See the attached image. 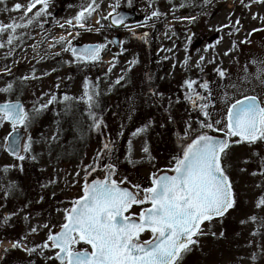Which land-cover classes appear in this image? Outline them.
I'll return each mask as SVG.
<instances>
[{
  "label": "rangeland",
  "instance_id": "1",
  "mask_svg": "<svg viewBox=\"0 0 264 264\" xmlns=\"http://www.w3.org/2000/svg\"><path fill=\"white\" fill-rule=\"evenodd\" d=\"M29 2L30 0H5V4L0 5V22L7 24L13 18L19 22L22 13L5 11V7L10 9L16 3L27 5ZM88 2L89 0H49L50 15L46 18L47 23H44L43 28L39 23H34L27 29L18 30L27 32L28 36H24L16 43L11 55H8L7 45L0 48V88L6 87L9 82L13 83L11 94L0 93V102L18 98L26 109L31 110L33 105L39 107L49 99V95L46 94L54 93L58 98H62L66 93L79 98L83 94L85 78L95 82L99 77L102 115L107 125L102 133L89 131L90 122L84 115L86 109L82 102L74 103L71 112L67 114L64 111L65 104L56 103L42 112L30 129L35 141L33 152L37 155V161L34 162L30 158L23 162L17 161L7 152L0 150V230L11 235L10 238L1 239L4 243L0 244V264H9L8 261L15 263L22 257V259L29 257L20 250L4 252L6 248L11 249V241L27 234L31 227L47 223L50 228L55 226L53 231L59 230L63 222V212H57L56 209L70 207L69 202L82 195L84 173L81 172L79 178L75 173L80 170L78 166L82 163H92L93 157L101 149L102 141L106 137L110 136L117 141L114 158H118L119 164L115 178L117 180L126 178L129 186L136 184L141 187L151 186L152 174L171 166V161L180 146L177 134L183 135L185 121L195 122L202 118L185 100V80L210 81L213 95L217 100V107L212 110L214 119H222L228 104L244 95L264 98V74L258 76L259 69L264 67L261 63L264 62V20L259 18L264 17V5L252 3L251 8H245L241 0H211L210 3H205V0H131L129 5L127 0H119L120 8L136 9L142 22L153 10H159L167 15L159 20L148 21L147 27L138 26L141 24L136 23L131 25V34L122 39L127 49L124 53L125 57L119 56L116 68L109 77H105L108 62L118 51L111 52L113 45L109 47L110 52L103 53V63L89 68L69 66L65 63L70 59L69 53L55 56L54 53L61 51L59 46L49 49L53 37L66 35L69 26L65 24V29H62L59 24L75 17L81 6ZM115 2L116 0H98L101 4L100 12L107 14L111 10L108 6ZM182 3L186 6L180 7ZM244 3H250V0H244ZM39 7L37 5V9ZM37 9H33V12ZM254 15L258 18L253 19ZM193 16L196 18L195 21L181 19ZM98 18V15H93L88 22L89 25L93 28L98 27L95 24ZM236 20L240 21L239 25L235 24ZM102 23L107 25L108 21ZM158 25H161L160 30L153 34L154 27ZM224 25L228 27H223ZM136 28L141 29L142 34L149 33L148 43L133 36V30ZM218 28L221 30L217 31ZM253 29L260 31L253 33ZM116 31L120 30L109 31V28H105L100 33L80 30V36L74 44L98 41L102 43L105 37L110 39ZM217 32L218 37L209 41V38ZM246 38L247 43H240ZM3 39H7V34ZM218 39L221 40L219 44L216 43ZM147 44L149 47L153 46V49ZM209 44L214 47L205 52L204 49ZM167 49L172 51H166ZM225 52L229 54L225 55ZM134 56L138 58L139 63L126 74L131 80L132 91L129 92L128 84L112 87L115 79L121 74V68L125 67L127 61ZM186 56L189 57L187 66L183 63ZM200 56L206 58L201 65L203 71L196 67ZM5 65L11 69V74L5 72ZM217 68L228 72V78L221 81L216 73ZM33 71L37 79L30 78ZM45 73L50 74L44 75ZM153 74L156 79L151 81ZM25 76L29 79L24 80ZM148 80L153 82L154 86L143 88L142 83ZM57 84L59 88L56 87ZM195 87L203 91L198 85ZM152 92H156L157 95H152ZM169 100L172 102L171 106ZM132 113L137 114L132 116ZM169 115L172 117L171 121ZM150 122L151 125L146 133L138 137L131 136L137 128ZM122 125L123 129H121ZM121 130L124 133L122 138L125 140L123 147L118 144L120 137L117 134ZM9 131L11 128L7 124L0 128V145L3 144V138ZM161 132L169 139L167 144L170 147L166 152L168 156H164L165 151L159 148ZM54 136L55 140L52 139ZM129 139L132 140L134 164L126 160ZM145 144L150 148L152 162L147 160L142 151ZM255 153H259V156L254 155ZM260 156H264V143L233 144L230 151V178L234 182L238 207L230 210L223 224L213 221L211 229L217 234L224 231L226 238L222 240V237L217 235V240L222 246L213 247L211 235L200 237L199 245L185 257L183 264H264V229L260 230L259 235L253 236L251 233L256 231L257 225L250 222L243 225L240 223L251 215L264 217V210L255 208L257 198L264 194V188H258L256 185L264 182V177L251 175L258 169ZM244 160L250 162L242 163ZM21 164L23 171L19 167ZM12 165L16 167H9L7 172L4 171L5 166ZM241 168H246L247 171L242 172ZM100 176L102 173H94L89 177V181ZM49 181L57 182L49 183ZM6 189H10L7 196ZM41 197H43L42 201ZM25 205L27 206L25 211L12 217L8 224L4 223L5 216ZM133 211L138 212L139 209L134 208ZM27 215L31 216L28 221L24 219ZM236 233L242 237L235 239ZM47 234L48 229L41 227L38 234L28 236V246L43 242ZM149 238V233L141 237L144 240ZM240 242L241 245L238 244ZM52 254L47 253V255ZM252 254L256 255L255 260L251 259ZM205 256L208 257L204 259ZM241 257L244 259H240ZM36 258L39 264L43 263L38 257Z\"/></svg>",
  "mask_w": 264,
  "mask_h": 264
},
{
  "label": "snow or ice",
  "instance_id": "2",
  "mask_svg": "<svg viewBox=\"0 0 264 264\" xmlns=\"http://www.w3.org/2000/svg\"><path fill=\"white\" fill-rule=\"evenodd\" d=\"M127 2L129 5L131 4V0H127ZM210 2L211 0H205V3ZM252 3L264 5V0H250V3L247 4L241 0V4L245 8H251ZM2 4H5V0H0V5ZM37 5L40 6L38 9ZM185 6L183 3L180 5V7ZM48 7L49 0H30L27 5L16 3L10 9L5 7V11L21 12L22 16L19 22L15 18L7 24L0 22V48L7 45L9 47L8 55H11L16 43L21 41L24 36H28L27 32L18 30L27 29L34 23H39V26L43 28L44 23H47L46 18L50 15ZM108 7L111 10L107 14H102L100 12L101 4L98 3V0H89L86 5L81 6L75 17L59 24L62 29H65V24L69 26L66 29V35L53 37L49 49L59 46L61 51L54 53L55 56L69 53L70 59L65 63L78 68H89L103 63V53L109 49L110 45H118L120 51L113 55L104 73L105 77H109L119 63V56L124 55L127 51L124 41L110 40L105 37V41L102 43L82 46L74 44V41L80 36V30L100 33L105 28H119L120 26H124L129 31L132 30L126 23V17L117 11L120 8L119 0ZM33 9L37 10L33 12ZM30 13L32 15H29ZM93 15L99 16L95 21L98 27L95 28L88 23ZM166 15L159 10H153L143 24L138 26L147 27L148 21L159 20ZM42 18L45 19L42 20ZM257 18V16H253V19ZM259 18L264 20V17ZM181 19L195 21L196 18L193 16ZM102 21H109V23L105 25ZM235 24L239 25L240 21L236 20ZM223 27H228V25ZM220 30L217 29V31ZM252 31L255 33L260 29ZM5 34H7L6 40L3 39ZM132 34L144 43L149 42L148 32L141 35H137L135 32ZM188 39L191 43V37ZM220 42L219 39L216 41L217 44ZM247 42L246 38L240 43ZM213 47L214 45L209 44L204 51L207 52ZM33 48L35 49V45ZM166 51L171 52L172 49ZM228 54L225 52V55ZM205 59V56H200L196 64V67L201 71H203L201 65ZM208 62L213 63V61ZM138 63L139 60L135 56L127 61V65L121 68V74L115 79L112 87L122 86L123 82H126V74L131 72ZM183 63L187 66L189 57L186 56ZM261 63L264 64V62ZM5 72L11 74V69L7 65H5ZM216 73L221 81L229 76L228 72L220 68L216 69ZM49 74L45 73L44 75ZM262 74H264V67L258 71V76ZM30 78H38L35 71ZM23 79L27 80L29 77L25 76ZM100 83L101 78L99 77L95 82L86 77L83 94L79 98L66 93L62 98H58L54 93L46 94L49 95V99L39 107L33 105L31 110L26 109L18 98L15 101L9 99L0 102V128H3L5 124L11 128V131L3 138L0 150L7 152L17 161L23 162L29 158L34 162L37 161V155L33 152L35 141L30 129L42 112L49 106L61 102L65 104L66 114L71 112L74 103L82 102L86 109L84 115L90 122L89 131L102 133L107 125L102 115ZM196 85L203 91L197 90ZM56 87L59 88V84ZM184 87L186 89L185 100L202 118L195 122L185 121L183 135L177 134L180 146L171 161V166L168 169L154 172L150 178L151 186L141 187L136 184L129 187L126 178L121 180L115 178L118 174L119 164L118 158H114L117 141L111 139L110 136L106 137L102 141L101 149L93 157L92 163H82L78 166L80 170L75 173L77 178L80 177L81 172L84 173L82 195L71 200L70 207L56 209L57 212H63V222L60 224L59 230L53 231L55 226L50 228L47 223L31 227L27 234L11 241V249L6 248L5 253L10 250H20L30 258L38 257L43 261V264H50V262H55V264H183L185 257L199 245L200 237L205 235L224 237V231L217 234L211 229L213 221L223 224L226 215L230 210H235L239 203L234 191V182L230 178V151L233 144L264 143V98L256 95H244L228 104L222 119H214L212 110L217 107V100L213 95L210 81L203 80L201 82L188 79L184 81ZM12 91V82H9L6 87L0 88V93L11 94ZM152 95H157V93L152 92ZM225 99H227L226 94ZM171 103L169 100V106ZM169 120H172L171 115H169ZM221 124L224 126L220 127ZM150 125L151 122L137 128L131 133V136L143 135ZM121 129H123V125ZM210 133L222 135L218 137ZM117 135L122 138L123 130ZM52 139L55 140L56 137L54 136ZM142 151L147 160L152 162L153 157L147 144L142 148ZM254 155L259 156V153ZM126 160L130 164L135 163L132 159L131 139L128 141ZM249 162L242 161L245 164ZM9 167H16V165L5 166L4 171L7 172ZM19 167L23 171L22 164ZM240 171L244 172L247 169L241 168ZM94 173H102V176L94 177L89 181V177H92ZM251 175L264 177V156H260L258 169ZM56 182L49 181V183ZM42 187H47V185H42ZM256 187L264 188V182L257 184ZM5 191L7 196L10 189ZM42 200L43 197H41ZM26 207L25 205L18 211H13L5 216L4 223L8 224L12 217L25 211ZM134 208H138L139 211H133ZM255 208L264 210V194L257 198ZM24 219L28 221L31 216L27 215ZM249 222L257 225L256 231L251 233L253 236L259 235L260 230L264 229V217L251 215L247 220L240 221L241 225ZM41 227L48 229L46 240L28 246V236L38 234ZM145 233L150 234L149 239H141ZM2 243L4 241L0 240V244ZM81 245L85 247H80ZM49 252L53 254L47 255ZM240 259H244V257ZM251 259L255 260L256 255L252 254ZM28 264H36V261L29 259Z\"/></svg>",
  "mask_w": 264,
  "mask_h": 264
},
{
  "label": "trees",
  "instance_id": "3",
  "mask_svg": "<svg viewBox=\"0 0 264 264\" xmlns=\"http://www.w3.org/2000/svg\"><path fill=\"white\" fill-rule=\"evenodd\" d=\"M160 26L161 25H158L157 27L155 26L154 28H155V30L153 31V34H155L156 32H158L159 30H160ZM129 86V89H130V85H128ZM130 91H132V89H130L129 90V92ZM135 114H137V113H132V116H135ZM161 136H162V139H161V141H159L158 143L159 144H161L160 145V147L159 148H162L163 149V151H165L164 152V156H168L167 154H166V152H168L169 151V147H170V145L169 144H167L168 143V141H169V139H167L166 138V136H164V133L163 132H161ZM166 138V139H165ZM120 139V141H119V145H120V147H123L125 144H124V142H125V140L123 139V138H119ZM165 149V150H164ZM236 225H238V224H236ZM12 234V233H11ZM11 237V235H9V234H6V233H3L1 230H0V240L1 239H5V238H10ZM240 237H242L241 235H239V233H236V236H234V238L235 239H237V238H240ZM226 237L224 236V237H222V240H224ZM211 241H213V247L214 246H222V244H221V242L219 241V240H217V237H211ZM239 245H241L242 243L240 242V243H238ZM218 249V248H217ZM5 253V252H4ZM208 256H205L204 257V259L205 258H207ZM23 258V257H22ZM21 258V260H17L15 263H12V262H10V261H8L9 262V264H28V261H29V259H32L33 261H36V264H39V261L37 260V258L35 257V256H33V257H24V259H22ZM26 258V259H25ZM1 261V260H0ZM40 264H43V263H40Z\"/></svg>",
  "mask_w": 264,
  "mask_h": 264
},
{
  "label": "flooded vegetation",
  "instance_id": "4",
  "mask_svg": "<svg viewBox=\"0 0 264 264\" xmlns=\"http://www.w3.org/2000/svg\"><path fill=\"white\" fill-rule=\"evenodd\" d=\"M122 8H126V9H134V8H132V7H122ZM136 10V9H135ZM137 11V10H136ZM138 19H139V15H138ZM138 19H137V22H135L136 24H142L143 22L139 19V21H138ZM108 23H109V21H108ZM135 23H133V24H135ZM133 24H128L129 26H131V25H133ZM111 30H117V29H115L114 27L113 28H109V31H111ZM118 30H120V31H116L115 33H114V35H112L111 36V38H110V40L113 38V36H118V40L119 41H122V39L123 38H125V37H127V36H129L130 34H131V32L127 29V28H125V27H123V28H121V29H118ZM133 32H136V34L138 35V34H142V31H141V29H138V28H136L135 30H133ZM98 43H101L100 41H98ZM148 45V47H149V44H147ZM110 46H112V45H110ZM109 46V47H110ZM150 49H153V46H151L150 45V47H149ZM118 50V51H117ZM109 51V49L108 50H106L105 52H108ZM115 51H117V53L120 51V49H119V46H116V45H113V49L111 50V52H114L115 53ZM110 52V51H109ZM116 53V54H117ZM126 53V52H125ZM123 56V55H122ZM124 57H125V54H124ZM121 65V64H120ZM128 76L129 75H127V78H126V82H123V84H122V86H124V85H126V84H128V85H132V83H130L131 82V80H129L128 79ZM151 78H152V80L150 79V78H148V77H146V79H150L151 81H154L155 79H156V77H155V75L153 74V75H151ZM150 80H148L146 83H142V85L141 86H143V88L144 87H147L148 88V86L150 87V86H154V83L153 82H151ZM121 86V85H120ZM121 86V87H122ZM116 87V86H115ZM114 87V88H115Z\"/></svg>",
  "mask_w": 264,
  "mask_h": 264
},
{
  "label": "water",
  "instance_id": "5",
  "mask_svg": "<svg viewBox=\"0 0 264 264\" xmlns=\"http://www.w3.org/2000/svg\"><path fill=\"white\" fill-rule=\"evenodd\" d=\"M118 12L121 14V15H123L124 17H126V23L127 24H132V23H135L136 21H137V19H138V15H137V13H136V10H134V9H125V8H121V9H119L118 10ZM124 26H120L119 28H116V27H114L115 29H120V28H123ZM218 35H219V33L217 32V33H215V34H213L210 38H209V41H213L215 38H217L218 37ZM112 39H115V40H118L119 38H118V36H113V38ZM119 41V40H118ZM84 44H94V43H82V44H77V46H82V45H84ZM116 46H118V45H116ZM242 98V97H241ZM240 99V98H239ZM16 100V99H15ZM15 100H13V101H15ZM21 101V100H20ZM4 102V101H3ZM22 102V101H21ZM23 103V102H22ZM24 104V103H23ZM211 134V133H210ZM213 135H217L218 137H220L222 134H213ZM91 181V180H90ZM127 186H129V185H127ZM129 187H131V186H129Z\"/></svg>",
  "mask_w": 264,
  "mask_h": 264
}]
</instances>
